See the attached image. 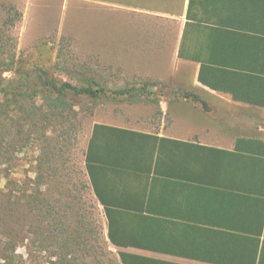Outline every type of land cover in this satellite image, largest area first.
Masks as SVG:
<instances>
[{
    "label": "crops",
    "instance_id": "crops-1",
    "mask_svg": "<svg viewBox=\"0 0 264 264\" xmlns=\"http://www.w3.org/2000/svg\"><path fill=\"white\" fill-rule=\"evenodd\" d=\"M84 1L106 8L98 42L126 77L164 88L146 114L92 126L86 158L113 252L264 264V0Z\"/></svg>",
    "mask_w": 264,
    "mask_h": 264
},
{
    "label": "rangeland",
    "instance_id": "rangeland-1",
    "mask_svg": "<svg viewBox=\"0 0 264 264\" xmlns=\"http://www.w3.org/2000/svg\"><path fill=\"white\" fill-rule=\"evenodd\" d=\"M8 7H14L20 14L13 27L4 25ZM105 13L106 8L99 3L84 0H0V44L5 46L0 48V60L5 59L15 69L14 73L5 72L3 76L7 79L23 73L29 76L27 86L22 88L29 98L22 102L21 110L11 105L3 112L0 100V190H7V179H10L16 184L10 189L23 197L27 194L24 189L30 191L36 185L37 173H43L45 180L40 183V190L52 203L53 221L60 216L71 231L83 233L93 229L96 232L88 240L91 252L85 256L77 252L81 258L78 264H115L118 260L106 239L104 215L93 195L85 165L94 122L123 119L130 116L132 109L146 114L149 107H155L154 95L164 93L163 87L155 89L148 85L152 96L135 103L111 94L116 89L138 88L141 84L130 81L133 77L127 78L117 66L114 49L98 42L106 37L101 34V24L106 22L101 17ZM35 69L75 85L82 77L94 78L105 87L106 95L96 102L85 100L82 108L75 107L76 115L68 123L61 124L55 117L44 122L42 118L51 113V108L43 96L48 92L35 80ZM30 110L35 113L32 119L27 118ZM19 112L22 113L20 124ZM26 200L22 199L20 205ZM40 208L48 219L46 204ZM47 225L44 222V228ZM54 252L56 249L35 253L40 264H48L50 259L57 261ZM18 253L27 257V250L22 246Z\"/></svg>",
    "mask_w": 264,
    "mask_h": 264
},
{
    "label": "trees",
    "instance_id": "trees-1",
    "mask_svg": "<svg viewBox=\"0 0 264 264\" xmlns=\"http://www.w3.org/2000/svg\"><path fill=\"white\" fill-rule=\"evenodd\" d=\"M6 10L8 16L4 21V25L13 27L16 21L19 20L20 14L17 13L14 7H8ZM1 40L2 35L0 34ZM4 47V43H1L0 48ZM4 60H0V100L3 102V112L4 108H9L11 105H16L21 110L23 107L22 102H25L29 96L22 89L27 86L26 78L29 76L23 73L17 78H5L3 76L5 72L14 73L15 69L12 64ZM33 74L41 89L48 92L43 93V96L48 101L51 113L42 118L44 122L55 117L61 124L68 123L73 115H76L75 107L82 108L85 100L96 102L103 95H106L105 87L94 78L82 77L79 79V84L75 85L51 78L49 73L42 69H35ZM111 94L115 98H125L130 103L138 102L143 97L152 96L147 86L128 89L119 88L111 91ZM34 114L30 110L27 118H31ZM18 115V123L20 124L22 113L19 112ZM49 159L52 160V157ZM85 165L90 179L87 158L85 159ZM37 175L36 185L30 191L24 189L23 192L27 194L23 197L16 196L15 189H10V187L16 186L10 179H7V190H0V264H40L35 252H44L51 249H56L54 256L57 257V261L50 259L48 264H78L81 258L77 256V252H82L83 256L91 252V249H88V240L96 232L93 229L86 231L83 229V233L71 231L60 216L53 221L54 208L52 203L40 190V183L45 180V175L40 172ZM24 197H27V200ZM21 198L26 200L24 205H20ZM43 204L47 206L46 216L48 219L41 211L40 207ZM46 221L48 225L44 228V222ZM108 238L112 241L110 225ZM20 246L27 250V257L18 253ZM50 256L53 258L51 253ZM117 259L115 264H126L123 256L117 257Z\"/></svg>",
    "mask_w": 264,
    "mask_h": 264
}]
</instances>
